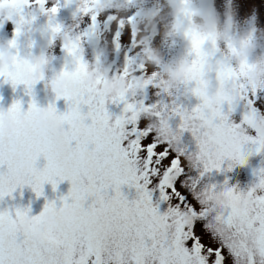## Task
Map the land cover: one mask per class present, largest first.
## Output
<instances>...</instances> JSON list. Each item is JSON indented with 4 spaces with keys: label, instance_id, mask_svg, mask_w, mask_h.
<instances>
[{
    "label": "snow or ice",
    "instance_id": "snow-or-ice-1",
    "mask_svg": "<svg viewBox=\"0 0 264 264\" xmlns=\"http://www.w3.org/2000/svg\"><path fill=\"white\" fill-rule=\"evenodd\" d=\"M29 2L0 0V9H12L6 20L19 16L17 35ZM83 68L81 60L74 71L65 69L75 83L56 99L65 98L68 110L60 113L55 104L48 106L58 121L71 126L68 136L41 130L34 123L25 130L24 118H32L38 110L35 99L27 110L20 101L10 107L20 122L14 132L0 133V199L26 184L38 195L48 182L57 187L70 180L72 188L61 197L62 206L49 202L34 216L46 226L39 240L32 238L31 231L17 227V219L30 208H18L15 216L7 210L0 212V264H264V193L257 194L256 203L244 210L235 201L224 204L214 199L218 190L234 192L227 185L200 187L197 180L190 194L183 191L182 157L189 151L172 144L169 125L141 122L140 105L128 102V95L110 100L85 85ZM233 72L226 70L228 75ZM9 78L14 86L25 84L29 91L34 86L19 72L10 73ZM189 86L200 99L193 110L201 124L198 129L181 131L195 137L198 151L191 153L203 164L201 175L233 158L246 164L253 151L264 152V100L258 87H221L219 105L212 107L206 93L208 81L199 67ZM238 99H247L251 106L240 123L230 120ZM109 101L125 102L123 114L114 121ZM114 126L122 129L118 136L111 134ZM245 126H250L248 135L242 134ZM250 145H255L254 150ZM42 155L47 164L41 169L37 162ZM161 173L163 199H169V189L176 197L164 213L154 205L149 190ZM256 175L264 179V168ZM125 184L137 189L138 198H128L121 190ZM61 208L67 213L61 214Z\"/></svg>",
    "mask_w": 264,
    "mask_h": 264
},
{
    "label": "clouds",
    "instance_id": "clouds-1",
    "mask_svg": "<svg viewBox=\"0 0 264 264\" xmlns=\"http://www.w3.org/2000/svg\"><path fill=\"white\" fill-rule=\"evenodd\" d=\"M33 5H38L41 14L48 17L47 23L37 24L36 15L26 17L19 25V34L16 31L14 38L0 43V73L3 74L0 78L8 82L11 81L10 73L19 72L33 85L48 80L57 97L75 83L65 75V69L74 71L83 60L81 79L85 85L98 89L110 100L131 92L136 98L134 102L140 105L142 117L153 124L169 125L173 145L182 143L181 129H198L201 124L194 107L179 102V97L175 96L182 86L189 85L197 67L207 78L206 93L212 107L219 105L221 87L234 90L246 84L264 91V27L259 26L256 9L241 18L237 0H223L222 4L218 0H52L51 6L49 0H30L24 10ZM73 5L71 23L57 19L61 9ZM9 11L12 9L8 6L0 9V20H6ZM85 17L91 18L87 30L81 27ZM101 17L106 19L101 21ZM113 31L115 38L111 41L105 38L103 43L97 39L94 58L86 59L85 44L94 36L104 37L105 33ZM122 33L129 35L131 47L121 43ZM21 36L29 41L23 55L19 44ZM57 41L70 57L68 62L74 65L73 69H69L66 62L63 70H54ZM37 48L38 54L33 51ZM112 53L125 57L122 68L114 70L115 62L108 59ZM227 69L234 72L228 75ZM149 85L159 89L157 95L172 97L171 103L146 105L141 97ZM174 117L180 120L175 131L171 127ZM19 122V115L12 113L10 108H0V133L14 132ZM33 123L41 130H54L60 137L71 132V126L58 121L48 107L38 106L32 118H24L25 130H30ZM249 128L242 127V134H250ZM121 130L114 126L111 134L118 136ZM183 161L192 167L199 164L191 152L183 154ZM232 188L233 193L218 190L214 199L224 204L235 201L246 210L256 203L257 194L264 193V179L258 177L247 188ZM60 213L66 214L67 209L61 208ZM17 227L31 231L34 240L41 239L46 229L30 211L17 219Z\"/></svg>",
    "mask_w": 264,
    "mask_h": 264
},
{
    "label": "rangeland",
    "instance_id": "rangeland-1",
    "mask_svg": "<svg viewBox=\"0 0 264 264\" xmlns=\"http://www.w3.org/2000/svg\"><path fill=\"white\" fill-rule=\"evenodd\" d=\"M240 5V15L241 18H244L252 12L253 9H256L259 13V26L264 27V3L263 0H237ZM52 0H49V6H51ZM218 3L222 4L223 0H218ZM75 8L73 5L71 8L61 9L57 19L62 20L66 23L72 22V11ZM24 15L26 17H30L31 15H36L38 20L37 24L43 25L47 23L48 17L44 14H41L38 5H33L32 7H26L24 10ZM106 18L101 17L100 20L104 21ZM19 20V16H16L12 20H0V43H4L6 41L11 40L16 35L17 21ZM91 24V18L85 17V22L82 24V29L87 30ZM103 26V25H102ZM111 41L115 38V32H108L104 34V37H93L90 43H86L85 47L87 49V54L85 56L86 59L94 58V48L96 46L97 39H100L101 43H103L104 39ZM121 43L131 47L130 38L127 33L121 34ZM20 52L21 55L24 54V51L27 49L29 41L26 36L20 37ZM37 54L39 53V49H34ZM54 53L57 57L56 60L53 61V68L55 71L63 70L66 62L70 61V57L68 56L66 50L62 48V45L59 41H57L54 47ZM135 50H133L132 55L135 56ZM110 62L114 63V70L118 68H122L124 65L125 57L122 54L112 53L108 57ZM136 59L139 61L140 57L137 56ZM69 69H73L74 65L70 62L67 63ZM42 87V92L44 93V99L47 103H50L54 100L55 105L58 108V112L63 113L68 110L69 102L65 98L56 99L55 93L52 92L48 80H42L36 85ZM194 86V85H193ZM191 86H182L176 93L175 96L179 97V102L187 105L188 107H194L197 103H200V99L196 97L189 90ZM40 89V88H39ZM41 90V89H40ZM159 89L149 85L145 90V94L141 97L144 99L146 105L157 104L158 102L162 104H170L172 97H169L167 94L157 95ZM40 97V92L32 87L31 91H29L28 86L25 84L13 85L11 81L5 82L3 78H0V108H10L15 102H22L23 108L27 110L33 99H35L38 106L48 107V105L43 104L40 100H37ZM260 98L264 100V91L260 92ZM136 98H134L131 92L128 94V102H134ZM125 107V102L113 103L111 101L108 102L107 108L109 112L112 114L113 121L116 117L123 114V110ZM251 106L248 104L247 99H238L235 110L231 112L230 120L236 123H240L243 120L244 115L250 111ZM83 110L87 112L88 107L83 106ZM225 111H228V105L225 104ZM147 120L144 117H141V122ZM88 122H91L90 119ZM180 120L179 117H174L171 120V125L173 128L178 129ZM131 127V126H129ZM251 134H255L252 132ZM182 147H186L189 152L198 151V145L195 140V137L192 135L190 131H185L182 136ZM255 145H250V149L254 150ZM183 160V157H182ZM47 164V159L42 155L37 162V167L44 168ZM185 171L182 173L183 180V191L191 193V184L193 181H199L200 187L210 184L216 185H227L228 187L238 186L239 188H247L254 181L258 179L256 175L259 169L264 168V152L256 153L253 151V154L248 158V162L246 164L241 165L239 160L233 158L225 162L224 166L220 169H213L210 172H203V164L200 163L197 167H192L187 162H184ZM6 170V166L4 167ZM162 173L159 177L155 178L153 182L149 185V190L152 193L153 203L154 205H158L159 209L162 213L166 212L170 205H174L176 202L175 194H173L170 190H168L169 199L164 200L163 197L158 196V190L160 189L159 184L162 180ZM123 186H121L122 188ZM72 188V183L70 180H63L58 184L57 187H54L51 182H48L44 185V192L42 195H38L37 192L32 188L31 185H24L23 187H17L16 190L2 199H0V212L2 211H10L13 216L16 214V210L19 209H28L30 208V214L33 216L39 215L43 210L46 204L49 202L55 201L57 206L60 207L63 204V200L61 197L67 196ZM110 194H114V192L109 190ZM124 193L128 196L130 200L138 198V191L134 186H129L127 189L125 188ZM191 198V196H189ZM200 226H198L199 228Z\"/></svg>",
    "mask_w": 264,
    "mask_h": 264
},
{
    "label": "trees",
    "instance_id": "trees-1",
    "mask_svg": "<svg viewBox=\"0 0 264 264\" xmlns=\"http://www.w3.org/2000/svg\"><path fill=\"white\" fill-rule=\"evenodd\" d=\"M125 188H126V187L124 186L123 188H121V190L124 192ZM111 191L113 192V190H111Z\"/></svg>",
    "mask_w": 264,
    "mask_h": 264
}]
</instances>
